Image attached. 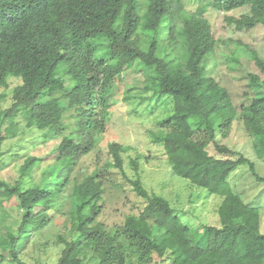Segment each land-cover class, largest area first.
I'll list each match as a JSON object with an SVG mask.
<instances>
[{"label": "trees", "instance_id": "trees-1", "mask_svg": "<svg viewBox=\"0 0 264 264\" xmlns=\"http://www.w3.org/2000/svg\"><path fill=\"white\" fill-rule=\"evenodd\" d=\"M185 1L0 0V87H8L10 78L20 82L10 106L0 105V156L4 141L19 134V115L29 129L51 128V135L61 138L50 168L32 187L24 190L20 183L0 180V197H17L23 210L17 231L0 235V242L9 244L11 262L27 264L20 259L17 244L51 220L49 207L40 208V203L56 202L71 185L68 196L78 236L63 237L57 264H88L87 251L97 257V264H147L155 258L169 264H264L259 209L247 205L228 180L244 164L258 181L264 182V176L254 160L219 139L229 136L232 123L230 119L216 125L214 115H225L232 100L208 69L218 39L204 15V3L189 9ZM225 2L229 9L250 8L249 14L227 18L237 29L264 24V0ZM123 11L125 24L119 32L116 26ZM251 53L264 71L263 59L255 50ZM135 63L144 73L146 91L174 100V111L164 122L167 129L152 133L174 174L222 198L215 227L218 245L195 259L186 252L200 247L197 231L166 197L151 193L140 174L129 178L124 171L123 153L128 146L109 144L112 164L124 172L146 206L140 214L128 215L122 226L108 229L98 219L105 192L102 174L108 162L70 181L73 167L93 151L106 127L102 114L112 106L113 80ZM250 85L253 96L240 109L242 128L264 152V79L252 73ZM200 140L212 142L218 154H211ZM40 159L28 157L22 175L33 178ZM0 259L6 258L0 253Z\"/></svg>", "mask_w": 264, "mask_h": 264}, {"label": "rangeland", "instance_id": "rangeland-1", "mask_svg": "<svg viewBox=\"0 0 264 264\" xmlns=\"http://www.w3.org/2000/svg\"><path fill=\"white\" fill-rule=\"evenodd\" d=\"M185 3L189 9H196L204 3L207 9L204 15L218 39L208 69L228 89L232 100V107L226 110L225 115H214L216 125L227 123L230 119L232 123L229 136L219 139L254 160L259 174L264 176V152L259 143L242 128L240 112L242 105L248 104L253 96L251 74L255 73L264 79V71L251 53L255 50L264 61V24L243 30L230 25L228 17L249 14L250 8L229 9L225 0H186ZM124 11L116 26L119 32L125 24ZM9 81L8 87H0L2 109L10 106L14 87L20 83L13 78ZM145 86L144 73L139 70L137 63L125 68L113 80L110 94L112 106L102 114L106 127L98 134L93 151L83 156L80 164L73 167L70 181L73 182L76 176L81 179L91 174L96 164L104 166L108 162L102 174L105 192L98 219L108 229L122 226L128 215L140 214L146 206V200L136 193L124 172L112 164L109 144L118 142L128 146L129 149L123 153L124 171L129 178H136L140 174L148 190L166 197L181 219L197 231L195 239L200 247L186 252L191 259H195L218 245L219 233L215 227L219 226L218 207L222 198L204 192L187 179L174 174L163 146L154 142L152 136L153 132L167 129L164 122L174 111V100L168 95H153V90L146 91ZM16 120L19 122V134L6 139L2 145L4 153L0 156V180L9 184L20 183L26 190L40 181L50 168L61 138H54L51 128L46 132L29 129L22 115ZM199 144L211 154H218L212 142L204 144V140H200ZM30 156L41 158L33 178L22 175V166ZM135 164L138 165V171ZM228 180L247 205L259 209L261 231L264 232V182L257 180L247 164L233 170ZM67 189V194L59 196L56 202L46 200L40 203V208L49 207L51 220L36 234L22 238L17 244L18 255L27 264H57L65 245L63 237L69 240L77 238V220L68 196L71 185ZM22 218L23 210L17 197L9 200L0 197V235L7 237L10 231L16 232ZM205 226L214 228L206 230ZM0 253L6 258L0 259V264H17L10 261L9 244L0 242ZM92 254L91 251L86 252L87 263L97 264L98 259ZM147 264L169 263L155 258Z\"/></svg>", "mask_w": 264, "mask_h": 264}]
</instances>
